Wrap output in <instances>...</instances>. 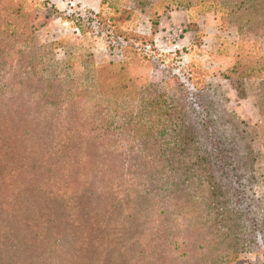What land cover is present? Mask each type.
I'll use <instances>...</instances> for the list:
<instances>
[{"label": "trees", "instance_id": "16d2710c", "mask_svg": "<svg viewBox=\"0 0 264 264\" xmlns=\"http://www.w3.org/2000/svg\"><path fill=\"white\" fill-rule=\"evenodd\" d=\"M234 3L240 10L248 1ZM36 28L21 3L0 0V68L12 59L10 41L21 42L19 57L26 60V80L0 78V264H114L112 257L120 264L138 258L140 264H264V201L252 194L264 165V59L238 56L221 77L239 100L255 104L259 124L242 120L205 86L197 90L199 99L207 97L204 116L184 108L163 131L165 139L147 141L159 156L156 170L167 169L161 158L167 152V161L178 164V187L160 211L147 199L137 213L124 210L121 197L142 204L150 195L149 176L142 178L145 190L125 188L116 158L97 154L106 145L120 149L107 142L99 123L88 122L78 108H40L41 94L58 103L44 88L26 92L29 82L34 88L41 82L34 59L23 52ZM101 84L115 92L125 88ZM133 158L130 167L140 164ZM159 223L150 248L143 239ZM134 224L143 230L134 232ZM117 240L129 255L119 252Z\"/></svg>", "mask_w": 264, "mask_h": 264}, {"label": "rangeland", "instance_id": "374dc122", "mask_svg": "<svg viewBox=\"0 0 264 264\" xmlns=\"http://www.w3.org/2000/svg\"><path fill=\"white\" fill-rule=\"evenodd\" d=\"M13 1L33 15L37 27L32 44L24 46L23 52L34 59L31 65L41 82L35 88L29 82L26 92L36 95L44 88L56 96L58 103L52 104L41 94L40 108H78L88 122L99 123L107 142L120 149L106 145L105 151L96 150L97 154L116 158L115 168L123 174L125 188L143 191L146 188L142 189V178L149 176L150 195L139 206L122 196L124 210L141 213L149 199L157 202L154 210L158 212L169 197H176L178 164L169 157L167 161V152L161 156H165L166 165L169 163L166 171L160 172V167L156 170L159 156L147 141L165 139L163 131L181 116L184 108L192 107L205 115L201 103L207 97L199 99L197 90L206 86L207 94L226 100L228 109L251 125L261 121L255 104L249 99L239 100L230 82L221 77L238 56L258 62L264 59V0H242L248 3L240 10L234 2L241 0ZM177 27L184 29L180 37L172 34ZM20 45L16 40L8 43L12 59L8 66L0 68V78L26 80V60L19 57ZM123 46L128 47L122 49ZM109 65L112 66L102 69ZM103 82L111 88H125L106 90ZM10 89L9 93L15 92V88ZM72 96L77 98L70 105ZM170 139L166 137L167 142ZM147 154L150 155L145 158ZM133 157L141 161L130 167ZM259 172L263 176L252 194L264 201V165ZM169 211L170 217L182 224ZM172 218L168 227L175 232ZM168 227L166 233L170 235ZM141 228L134 224V232ZM156 232H161L160 223L143 239L150 248ZM125 245L116 241L119 252L129 255ZM110 260L120 264L115 257ZM135 260L140 264V258Z\"/></svg>", "mask_w": 264, "mask_h": 264}, {"label": "built area", "instance_id": "2783aa9c", "mask_svg": "<svg viewBox=\"0 0 264 264\" xmlns=\"http://www.w3.org/2000/svg\"><path fill=\"white\" fill-rule=\"evenodd\" d=\"M184 33V29H182L181 27H177V28H174L172 30V34L176 37H180L182 36V34Z\"/></svg>", "mask_w": 264, "mask_h": 264}, {"label": "crops", "instance_id": "0c3cea01", "mask_svg": "<svg viewBox=\"0 0 264 264\" xmlns=\"http://www.w3.org/2000/svg\"><path fill=\"white\" fill-rule=\"evenodd\" d=\"M233 89V88H232ZM234 90V89H233ZM235 92V91H234ZM235 96H237V93L235 92V94H234ZM244 100H246V99H244ZM250 100V99H249ZM251 101V100H250ZM252 102V101H251ZM253 103V102H252Z\"/></svg>", "mask_w": 264, "mask_h": 264}]
</instances>
